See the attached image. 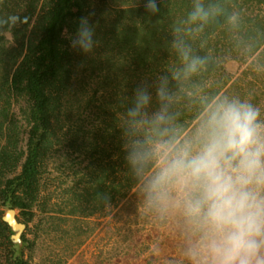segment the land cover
Returning a JSON list of instances; mask_svg holds the SVG:
<instances>
[{"label": "trees", "instance_id": "1", "mask_svg": "<svg viewBox=\"0 0 264 264\" xmlns=\"http://www.w3.org/2000/svg\"><path fill=\"white\" fill-rule=\"evenodd\" d=\"M203 2L222 11L211 16L202 30L190 32L196 27L187 23L194 0H157L155 15L146 10L144 0H0V264H31L26 254L31 241L22 234V245L14 243V232L3 216L13 209L27 224L37 211H46L43 181L50 159L60 150V133L72 132L67 137L69 148L84 147V153L90 154L85 179L72 187L69 215L88 210L86 214L91 215L119 203L143 180L125 161V120H119L122 125L109 124V128L95 131L93 138L82 126L70 124L68 104L85 53L73 48L69 37L75 35L80 19L88 18L94 40L107 49L105 61L100 63L106 66L100 88L108 87L106 79L117 76L125 64L134 68L133 64L134 72L143 69L152 94L151 108L146 109L150 117L161 106L156 86L161 77L168 78L173 119L160 127L169 131L161 136L159 129L145 125L138 138L175 137L179 141L215 102L238 92L240 79L227 77L226 63L245 62L261 56L264 49V0ZM233 14L236 19L230 22ZM177 28L191 54L205 60L195 74L178 80L173 73L183 65L172 47ZM235 45L242 51L226 52ZM225 76L222 82L218 80ZM103 109H97L99 115ZM110 137L114 139L110 141ZM108 144L116 148L112 156Z\"/></svg>", "mask_w": 264, "mask_h": 264}, {"label": "clouds", "instance_id": "2", "mask_svg": "<svg viewBox=\"0 0 264 264\" xmlns=\"http://www.w3.org/2000/svg\"><path fill=\"white\" fill-rule=\"evenodd\" d=\"M155 15L157 0H144ZM219 6L194 0L187 23L202 30ZM236 15L229 17L233 22ZM175 29L173 49L183 67L173 79L195 74L205 63ZM70 44L85 54L93 51L94 28L82 17ZM158 111L149 117L146 109L152 94L146 85L135 88L126 109L122 131L123 150L129 170L142 178L145 203L159 212H179L188 228L185 256L191 264H264V119L248 100L223 98L207 111L193 141L175 137L152 140L138 133L145 125L166 135L173 119L169 112L172 93L168 78L161 77L155 89ZM149 164L152 170L149 171Z\"/></svg>", "mask_w": 264, "mask_h": 264}, {"label": "rangeland", "instance_id": "3", "mask_svg": "<svg viewBox=\"0 0 264 264\" xmlns=\"http://www.w3.org/2000/svg\"><path fill=\"white\" fill-rule=\"evenodd\" d=\"M94 41L93 51L80 57L84 62L78 67V82L68 104L70 124L76 125L74 128L82 126L89 138L103 127L122 125L119 120H126L124 114L131 105L135 88L148 84L143 69L134 72L133 64L134 68L125 64V69L118 70L117 76L113 74L106 79L108 87L100 88L106 73V66L100 63L105 61L107 49ZM241 49L235 45L226 52L239 53ZM262 51L261 56L245 62L226 63L227 77L240 81L238 92L225 98L250 101L260 108L261 119H264V49ZM129 61L126 60L128 64ZM225 78L218 77V80L222 82ZM99 107L104 108L100 115ZM205 115L177 142L193 141ZM103 121L106 123L102 124ZM59 135L60 150L50 159L43 181L46 211H37L33 221L27 224L16 211L19 222L25 224L23 234L32 243L31 250L26 251L31 264H191L185 256L189 228L183 216L179 212L163 213L149 207L145 203L143 180L119 203L108 204L91 215L86 214L90 210L69 215L72 187L85 179L90 154L84 153V147L69 148L67 139L72 132ZM113 139L110 137V141ZM107 148L109 156L116 151L112 144Z\"/></svg>", "mask_w": 264, "mask_h": 264}, {"label": "water", "instance_id": "4", "mask_svg": "<svg viewBox=\"0 0 264 264\" xmlns=\"http://www.w3.org/2000/svg\"><path fill=\"white\" fill-rule=\"evenodd\" d=\"M3 221L8 224V226L14 232L12 236V241L16 244L22 245L21 236L25 230V224L20 223L17 219L16 210L9 209L6 211L5 215L3 216Z\"/></svg>", "mask_w": 264, "mask_h": 264}]
</instances>
